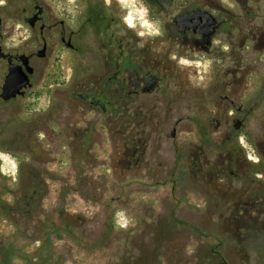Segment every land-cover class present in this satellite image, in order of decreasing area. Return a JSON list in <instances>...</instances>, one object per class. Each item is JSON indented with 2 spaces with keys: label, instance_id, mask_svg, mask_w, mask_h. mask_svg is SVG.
Here are the masks:
<instances>
[{
  "label": "flooded vegetation",
  "instance_id": "af4514ba",
  "mask_svg": "<svg viewBox=\"0 0 264 264\" xmlns=\"http://www.w3.org/2000/svg\"><path fill=\"white\" fill-rule=\"evenodd\" d=\"M66 1L58 0L55 12L46 0H26L19 11L11 0H0V188L9 181L14 202L0 197V206H8L18 220L47 195L52 123L60 125L63 115V105L55 106L53 98L72 102L77 122L83 109L107 114L120 135L111 156L125 174L133 173L148 165L145 154L155 131L147 129V116L154 115L145 97L156 95L163 82L187 81L189 73L182 67L197 72V62L203 61V79L216 84V117L210 123L223 138L215 147L208 145L205 126L191 116L194 110L205 112L207 105L191 103L168 136L171 174L187 173L202 183L204 194L217 196L225 226L264 229V0H143L159 22L158 34L137 36L147 40L145 45L132 42L127 27L118 34L124 11H114L112 1ZM58 46L72 50L74 66L89 75L73 80L70 73L65 84L49 82L47 64ZM10 64L20 65L28 82L22 92L5 98L2 84ZM96 68L105 75L94 81ZM37 85L55 93L40 107L29 95ZM7 127L11 137H4ZM5 153L12 157L16 176L2 167Z\"/></svg>",
  "mask_w": 264,
  "mask_h": 264
},
{
  "label": "rangeland",
  "instance_id": "374dc122",
  "mask_svg": "<svg viewBox=\"0 0 264 264\" xmlns=\"http://www.w3.org/2000/svg\"><path fill=\"white\" fill-rule=\"evenodd\" d=\"M11 1L19 11L26 0ZM46 1L59 11L58 0ZM106 1H112L114 11L121 9L119 0ZM125 27L119 24V35ZM140 31H129L132 42ZM138 42L145 45L147 40ZM73 55L72 50L55 49L47 64L49 82L65 84L70 73L73 80L89 75L74 66ZM187 59L183 63H190ZM197 65V72L182 67L189 73L187 81L163 82L156 95L145 97L154 115L147 116V129L155 131L145 154L148 165L133 173L125 174L111 156L120 135L107 114L83 109L77 122L73 103L53 98L55 106L63 105V115L60 125L52 123L55 141L49 144L45 170L48 192L18 220L8 206H0V264H264V229L225 226L215 205L217 196L204 194L202 183L187 173L171 174L173 143L168 134L191 103L207 105L205 112L194 110L191 116L205 126L208 145L215 147L223 138L210 123L216 117V84L203 79V61ZM95 72L94 81L105 75L103 68ZM29 95L40 107L55 93L37 85ZM12 134L10 127L4 129V137ZM246 134L251 137V132ZM192 137L197 138L194 132ZM184 138L182 134L180 140ZM239 139L244 142L243 136ZM3 157V169L16 176L12 157ZM11 191L9 181L0 188L1 199L10 204Z\"/></svg>",
  "mask_w": 264,
  "mask_h": 264
},
{
  "label": "clouds",
  "instance_id": "9594fccd",
  "mask_svg": "<svg viewBox=\"0 0 264 264\" xmlns=\"http://www.w3.org/2000/svg\"><path fill=\"white\" fill-rule=\"evenodd\" d=\"M119 5L124 10L121 21L128 29L139 27L142 29L137 33L140 36L158 34L159 22L150 18L143 0H119Z\"/></svg>",
  "mask_w": 264,
  "mask_h": 264
},
{
  "label": "water",
  "instance_id": "95a60500",
  "mask_svg": "<svg viewBox=\"0 0 264 264\" xmlns=\"http://www.w3.org/2000/svg\"><path fill=\"white\" fill-rule=\"evenodd\" d=\"M31 69L28 68V71ZM28 82L27 72L21 70L20 65L10 64L8 66V71L5 75L3 84H2V93L5 98H8L12 95H16L21 91V88L25 86ZM174 128H172L171 132L168 136L174 135Z\"/></svg>",
  "mask_w": 264,
  "mask_h": 264
}]
</instances>
